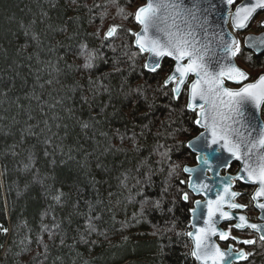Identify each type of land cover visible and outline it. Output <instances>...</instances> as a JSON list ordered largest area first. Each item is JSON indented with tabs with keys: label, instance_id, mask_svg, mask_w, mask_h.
<instances>
[{
	"label": "trees",
	"instance_id": "1",
	"mask_svg": "<svg viewBox=\"0 0 264 264\" xmlns=\"http://www.w3.org/2000/svg\"><path fill=\"white\" fill-rule=\"evenodd\" d=\"M137 3L0 0V264H192L181 181L197 128L168 63L144 71L124 31Z\"/></svg>",
	"mask_w": 264,
	"mask_h": 264
},
{
	"label": "snow or ice",
	"instance_id": "2",
	"mask_svg": "<svg viewBox=\"0 0 264 264\" xmlns=\"http://www.w3.org/2000/svg\"><path fill=\"white\" fill-rule=\"evenodd\" d=\"M222 3L225 5L224 10H227L236 0H222ZM258 9L264 10V0H251V3L246 2L236 7L235 13L230 14V27L237 32L249 28L255 22ZM170 10L173 23L168 25L166 22L169 17L162 15V12L168 13ZM199 10L200 0H191V6L185 4L184 0H179V3L176 0H149L147 7L138 10L135 19L143 25L145 33L151 28L155 34L152 37L135 33L133 35L139 51L150 53L154 58L150 64L144 65L145 68L155 72L159 67L160 57H171L175 61L174 71L164 80V87L175 84L171 92L177 98L181 93V86L190 87L187 107L194 112L198 109L200 117L195 123L210 131L212 144L219 143L230 157L243 165L240 171L246 175L226 178L223 181L222 193H218L215 200L207 202L208 219L205 226L197 229L195 233H187L195 242L192 256L201 261V264H235L237 259L247 261L251 253L240 250L234 254L233 244H239L243 248L257 243L255 239L241 238V235L250 234L246 230L260 233L259 241L264 246V225L250 223L246 215L236 216L235 212L224 210L227 208L243 211L249 209L252 202L264 198V123L260 122L259 115L264 112V74L259 75L255 82L245 83L251 77L234 62L238 56L243 59L240 41L235 37L225 39L221 32L209 36L205 27L208 21L206 18L203 21L199 19ZM178 16L183 17L186 29L176 24ZM225 23L229 21L225 20ZM161 24L165 26L161 27ZM259 26L264 27V21H260ZM197 29L204 33L201 39H197ZM116 31V27H111L106 37H113ZM124 31L127 33L130 30ZM244 43L250 45V40L246 39ZM260 44L264 45V40H261ZM80 55L85 53L81 51ZM85 58L84 66L88 68L93 56L88 53ZM185 60L186 64L183 63ZM190 74H194L196 79L188 86L186 80ZM234 87H238V90H233ZM249 108L254 111L249 112ZM193 147L196 145L193 144ZM212 156L216 160L221 159L215 152ZM204 163L208 164V160ZM224 164L226 165L227 161H224ZM232 179L259 186L249 198V204L236 202L237 198H243L245 193L232 190ZM200 187L205 188L207 185ZM182 198L187 201L189 196L184 193ZM255 208L264 214V203H256L250 210ZM217 214L219 219L229 222L226 230L217 229ZM0 230L5 233L8 231L2 225ZM234 230L241 235H233ZM213 236H218L221 241H228V251H222L219 245L213 243Z\"/></svg>",
	"mask_w": 264,
	"mask_h": 264
},
{
	"label": "water",
	"instance_id": "3",
	"mask_svg": "<svg viewBox=\"0 0 264 264\" xmlns=\"http://www.w3.org/2000/svg\"><path fill=\"white\" fill-rule=\"evenodd\" d=\"M176 2L179 3V0H176ZM246 2L251 3V0H241L240 2H236L234 4V6L232 7V10L230 11V8L227 10H224L225 5L222 3V0H200V10L198 11L197 15L201 21H203L205 18L207 19L208 23L205 25V27L208 29L209 36H211L213 33L221 32L224 35L225 39H231L232 37H235V36L230 29V14H234L236 7L242 6ZM148 3H149V0H144V2L137 7V9L135 11V16H136V13L138 12V10L142 7H147ZM184 3L191 6V0H184ZM259 11L260 10L258 9L257 12H259ZM162 15H168L169 18L166 22L168 25H171L173 23L171 10L168 13L162 12ZM134 19H135V17H134ZM225 20H228L229 23H225ZM135 23L138 25V30L135 32V34H139L141 36L147 35L149 37H152L155 34L154 29H151V28L149 29L148 33H145L143 25L139 24L136 21V19H135ZM176 24H178L180 26V28H182V29L187 28V25L184 24L183 17H180V16L176 17ZM164 26H165L164 24H161V27H164ZM197 31L199 32L197 39H201L203 37L204 33L199 29H197ZM246 39L250 40V45H252V46L245 45L244 41ZM261 40H264V32H262L260 34H248L244 37L243 46L245 49H248L257 55H260V54L264 53V45L260 44ZM132 43H133L134 48L138 49V47L135 44V35H134ZM217 53L219 54V50H217ZM142 54L145 55L144 65L150 64L151 61L154 59L150 53L145 52ZM163 58H167L173 62L171 72L174 71L175 61L171 57H160L159 58V64ZM234 62L236 63V61H234ZM183 63L186 64L187 60L183 61ZM237 67H239V66L237 65ZM239 68H241V67H239ZM144 69L146 71L152 72L148 68L144 67ZM262 74H264V73H262ZM189 79H190V81L188 83V86H190V84L195 81L196 77L194 74H190L188 79L186 80V83ZM255 80L256 79H254L252 81H245V83L255 82ZM174 87H175V84H173V88ZM183 87L184 86H181V92H182ZM233 90H238V87H234ZM180 95H181V93H180ZM173 97L177 98L174 95H173ZM189 98H190V87H187L185 108H186V110L195 113L196 119H199L200 118L198 115L199 110L197 109V111L194 112L187 107V103L189 101ZM197 103H199V101H197ZM248 111L252 112L254 110L249 108ZM259 115H260V113H259ZM260 122L264 123V121H262L261 117H260ZM195 126L199 129V132L195 136L188 139L186 144H185L188 151L194 155L195 163L192 165H188V164L186 165L185 164L182 167L183 174L187 176V184H186L187 189L190 192H192L194 195L203 194V200H201V199L194 200L193 201V207L190 210V212H191V218H190L191 229L188 232H193V233H195L197 229L205 226V221L208 219V217H207V202L209 200H215L218 193H222V191H223V187H224L223 181L226 178H231V175H229L228 173H226L223 176L220 175V170H221V168L227 166V164L226 165L224 164V161H228L229 159L232 158V157H230L229 153H227L221 147V145L219 143L218 144H212L210 131L208 129H206L202 125H198L196 123H195ZM198 137L200 138L199 140L197 139ZM193 144H195L196 147H193ZM213 152H215L216 156L221 157V159L216 160L212 156ZM206 159L208 160V164L204 163V161ZM185 169H187L188 171H185ZM238 175L241 176L242 172L239 171L235 175V177ZM201 185H207V187L201 188L200 187ZM254 194H255V192H254ZM197 202H199V205H197ZM256 203H260V202L255 201L254 204H256ZM224 210L231 212L230 209H224ZM239 215L240 214H236V216H239ZM262 216H264V214L260 213L259 218L261 219ZM220 220H222V219H219V215L217 214L216 227L218 230H222L218 226V224L220 223ZM258 225H260V224H258ZM262 225H264V223ZM215 237L216 236L211 237V241L213 243L217 244ZM189 238L191 239L192 252H193L195 250V242H194L193 238H191V237H189ZM222 251H228V249L222 250ZM237 260H239V259H237ZM196 262H197V264H201V261L196 260ZM209 264H210V262H209Z\"/></svg>",
	"mask_w": 264,
	"mask_h": 264
},
{
	"label": "bare ground",
	"instance_id": "4",
	"mask_svg": "<svg viewBox=\"0 0 264 264\" xmlns=\"http://www.w3.org/2000/svg\"><path fill=\"white\" fill-rule=\"evenodd\" d=\"M241 0H238V1H236V2H240ZM144 2V0H142V3ZM141 5V4H140ZM139 6V5H138ZM137 6V7H138ZM234 6V5H233ZM232 6V7H233ZM137 7H136V9H137ZM232 7L230 8V11L232 10ZM136 9L134 10V13H133V15H132V23H134L135 25H137L136 23H135V19H134V17H135V11H136ZM264 12V10H260L259 12H258V14H261V13H263ZM257 16V15H256ZM255 16V17H256ZM264 20V18L261 20V21H263ZM254 23V22H253ZM252 23V24H253ZM260 23V22H259ZM251 24V25H252ZM251 25H250V27H251ZM111 27H116V29L118 28V25H116V24H112V25H109L106 29H105V31H104V34H102L103 36V38H106L107 39V37H106V33L108 32V30L111 28ZM264 27H262V29H263ZM230 29H231V31H232V33L234 34V36L236 37V39L238 40V34L239 33H241V32H244L245 30H247V29H245V30H243V31H241V32H237L235 29H233V28H231L230 27ZM138 30V25H137V29L134 31V32H131V34H130V32H129V36L131 35V40H132V42H133V38H134V35H133V33H135L136 31ZM262 32H264V30L263 31H261V32H259V33H257V34H260V33H262ZM248 34H253V33H248ZM248 34H246V35H248ZM245 35V36H246ZM244 36V37H245ZM244 40V39H243ZM132 46H133V43H132ZM133 48H134V46H133ZM136 49V48H135ZM242 49H244V50H246V51H248L250 54H254V55H257V54H255L254 52H252V51H250V50H248V49H245L244 48V46H243V44H242ZM141 55H144V54H142L138 49H136ZM247 53V52H246ZM260 55H264V53H262V54H260ZM144 61H145V55H144V59H143V68H144ZM235 61H236V64L239 66V67H241L243 70H245V68H243V66H240V64L237 62L238 60H237V57L235 58ZM164 62H166V63H168V69H167V71L165 72V76H164V78H163V84H164V80L166 79V77L168 76V74L171 72V70H172V66H173V62L171 61V60H169V59H167V58H163L161 61H160V64H159V67L157 68V70L156 71H158L160 68H161V66L163 65V63ZM248 67V66H247ZM249 68V67H248ZM260 69V71L258 72V73H256V75L253 77V79H250L249 81H252V80H254V79H256L260 74H262V73H264V67L263 68H259ZM258 69V70H259ZM144 71H146L145 69H144ZM155 71V72H156ZM246 71V70H245ZM146 72H148V73H155V72H149V71H146ZM247 72V71H246ZM247 74H248V72H247ZM249 75V74H248ZM250 76V75H249ZM192 78V77H191ZM190 78V79H191ZM190 79L187 81V83H186V85H188V83H189V81H190ZM168 87H170V89L171 88H173V84H171V85H169ZM186 95H187V87H183V89H182V92H181V95L178 97V98H185V104H186ZM172 96H173V94H172ZM175 98V97H174ZM178 98H176V99H178ZM188 111V110H187ZM188 112H190V111H188ZM190 113H192L193 115H194V121H193V123H194V126H195V119H196V114L195 113H193V112H190ZM260 117H261V119H262V121H264V118L262 117V113H260ZM196 127V126H195ZM197 128V127H196ZM199 132V129L197 128V132L193 135V136H195L197 133ZM192 136V137H193ZM190 139V138H189ZM187 142V141H186ZM186 144V143H185ZM219 150V149H218ZM192 160L194 161V163H195V160H194V155H192V158H191V162H192ZM190 162V163H191ZM193 163V164H194ZM237 164L238 166H237V168L236 167H234V164ZM188 165H192V164H189V163H187ZM186 164V165H187ZM183 167V166H182ZM243 167V165H242V163L240 162V161H237L236 159H234V158H231V159H229L228 161H227V166L226 167H223V168H221V170H220V175H225L226 173H228L229 175H231V178H234L235 177V175L240 171V169ZM182 174H183V172H182ZM244 175H246L245 173H243L242 172V175L241 176H244ZM183 176L185 177V179H184V177L182 178V181H183V194L184 193H187L188 194V196H189V199L187 200V201H185L183 198H182V200L183 201H185V202H188L189 203V209H188V223H187V226H185L184 228H185V230L183 231V232H181L180 231V233H182V236H183V244H184V246L186 247V249H187V256H188V258L190 259V261H192V264H197V262H196V259H195V257L194 256H192V244H191V239L188 237V235H187V233H188V231L191 229V221H190V218H191V212H190V210L192 209V207H193V201L194 200H196V199H201V200H203V194H199V195H194L192 192H190L188 189H187V176L186 175H184L183 174ZM235 182H236V180L235 179H232V189L234 190V191H237V190H235L234 189V186H235ZM241 183H243V184H245V185H247V186H251L252 184H250V183H245L243 180L242 181H240ZM252 187L254 188V192L256 191V190H258V185H252ZM183 194H182V196H183ZM236 202H237V200H236ZM237 203H239V202H237ZM225 209H227V208H225ZM230 211L231 212H235L236 210H231L230 209ZM261 213V212H260ZM235 214H240L241 215V213H236L235 212ZM244 215V214H243ZM248 221H249V219H248ZM260 221L261 222H251V221H249L250 223H255V224H260V225H262L263 223H264V218H261L260 219ZM166 222V221H165ZM222 222H224L225 223V225H226V227H227V225H228V221H224V220H220V223H222ZM164 224H166V223H164ZM222 230H226V227H221L220 225H218ZM172 228V226H171V224H169V223H167V225L165 226V229H171ZM246 231H248L250 234H248V235H241V233L240 232H238V231H235L234 230V235H241V238L242 239H253V237L254 236H256V238H257V243L255 244V245H253V246H247V247H243V248H241V245H239V244H233V246H232V251H233V253H236V252H238V251H240V250H243V251H245L246 253H251V255H249V257H248V260L247 261H245V260H237V261H235V264H239V263H243V264H250V263H255V262H261V260H262V258L264 259V246H262L261 245V243H260V241H259V235H260V233H258V232H254V231H252V230H246ZM216 237H218V236H216ZM216 237H215V240H216ZM216 243H217V245H219L220 246V248H221V250H227L228 248L226 247V245L228 244V243H226V244H219V242L216 240Z\"/></svg>",
	"mask_w": 264,
	"mask_h": 264
},
{
	"label": "flooded vegetation",
	"instance_id": "5",
	"mask_svg": "<svg viewBox=\"0 0 264 264\" xmlns=\"http://www.w3.org/2000/svg\"><path fill=\"white\" fill-rule=\"evenodd\" d=\"M192 155H193V154H192ZM193 163H194V161L192 160V162L189 163V164H193ZM237 166H238V165L235 163V164H234V167L237 168ZM234 189L237 190L238 192L245 193V196H244L243 198H241V197H238V198H237V202L242 203V204H249V198L254 194V188L252 187V185H251V186H247V185H245V184H243V183H241V182H237V181H236V182H235ZM189 196H190V195H189ZM259 202H260V203H264V199L261 198V199L259 200ZM253 206H254V202H252V204L249 205V209H245V210H243V211H241V210H236L235 212H236V213H241V214L246 215L247 219H249V221H251V222H261V221H260V218H259V216H260V210L257 209V208H255L254 210H250V209L253 208ZM218 225H220L222 228H223V227H226V225H225L224 222L219 223ZM233 233H234V231H233ZM233 233H232V234H233ZM233 235H234V234H233ZM253 239L257 240L256 236H254ZM216 240L219 242V244H226V243H228V241H221V240L219 239V237H216ZM252 246H253V245H252ZM245 247H247V246H245Z\"/></svg>",
	"mask_w": 264,
	"mask_h": 264
},
{
	"label": "rangeland",
	"instance_id": "6",
	"mask_svg": "<svg viewBox=\"0 0 264 264\" xmlns=\"http://www.w3.org/2000/svg\"><path fill=\"white\" fill-rule=\"evenodd\" d=\"M238 1V0H236ZM142 4V0H138V3L137 5H135L134 7L131 8L130 10V15H133L134 13V10L136 9V7L138 5ZM264 18V12L261 13V14H258L256 17H255V22L251 25V27H249L247 30H245L244 32H241L238 34V40L240 41V47H241V51H242V44H243V39H244V36L248 33H253V34H257L261 31L264 30V28L262 29V27L259 26V22ZM137 29V25L135 24H131V27H130V33L131 32H134L135 30ZM240 66H243V68H245V70L248 72V74L250 75L251 79H253V77L256 75V73H258L260 71V69H250L248 68L246 65H241ZM262 117L264 118V112H262ZM192 158V156H191ZM191 160V159H190Z\"/></svg>",
	"mask_w": 264,
	"mask_h": 264
}]
</instances>
